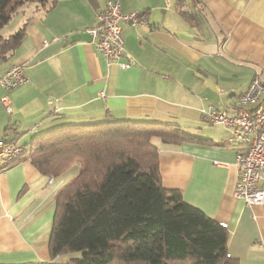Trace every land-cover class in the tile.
<instances>
[{
    "label": "crops",
    "instance_id": "0c3cea01",
    "mask_svg": "<svg viewBox=\"0 0 264 264\" xmlns=\"http://www.w3.org/2000/svg\"><path fill=\"white\" fill-rule=\"evenodd\" d=\"M105 1L27 2L2 27L5 36L25 25L21 43L0 59V74L19 64L26 81L0 86L10 103L7 112L0 100V139L26 143L56 127L110 120L175 124L193 138L151 139L162 186L226 223L229 258L264 264V203L233 195L241 144L224 126L222 133L208 128L200 113L213 106L233 114L251 78H264V0H192L194 14L184 6L182 14L177 0H119L122 11L147 12L145 23H121L126 68L107 65L86 32ZM198 14L213 40L193 30ZM78 168L75 162L48 183L25 155L0 170V263L59 258L48 249L54 201Z\"/></svg>",
    "mask_w": 264,
    "mask_h": 264
},
{
    "label": "trees",
    "instance_id": "16d2710c",
    "mask_svg": "<svg viewBox=\"0 0 264 264\" xmlns=\"http://www.w3.org/2000/svg\"><path fill=\"white\" fill-rule=\"evenodd\" d=\"M27 2L51 8L57 0H0V30ZM184 2L177 0L182 14ZM24 26L0 33V59L21 43ZM153 137L193 138L172 123L127 119L56 127L23 143L20 157L45 176L79 162L56 194L48 249L52 258L80 254L18 264H240L225 255L227 229L162 186Z\"/></svg>",
    "mask_w": 264,
    "mask_h": 264
},
{
    "label": "built area",
    "instance_id": "2783aa9c",
    "mask_svg": "<svg viewBox=\"0 0 264 264\" xmlns=\"http://www.w3.org/2000/svg\"><path fill=\"white\" fill-rule=\"evenodd\" d=\"M95 23L86 28L90 42L103 55L106 64H116L126 68L131 61L124 49L122 22L130 25L145 23V10L122 11L119 0H106L104 6L95 13ZM127 58L120 61V58ZM26 81L21 65L12 64L0 74V86L6 91L16 88ZM2 103L10 111L9 98L2 96ZM250 104L251 108L244 105ZM203 120L207 123L221 124L230 132L231 142L241 144L238 148L234 165L237 169V181L234 197L245 204L264 203V80L253 76L245 89L237 96V107L228 115L213 106L200 109ZM25 151V145L6 142L0 139V170L6 168ZM53 177H48V183ZM221 225L226 227V223ZM229 257V253H225Z\"/></svg>",
    "mask_w": 264,
    "mask_h": 264
},
{
    "label": "rangeland",
    "instance_id": "374dc122",
    "mask_svg": "<svg viewBox=\"0 0 264 264\" xmlns=\"http://www.w3.org/2000/svg\"><path fill=\"white\" fill-rule=\"evenodd\" d=\"M184 9L190 14H194L195 10H194V5L192 3V0H187L186 4L184 5ZM17 18H15L14 20H16ZM197 24L194 25L193 30L197 31V30H201V35H210L211 39L213 40V33L207 28L206 23L203 21V18L198 14L197 15ZM5 29H2V31ZM1 31V32H2ZM208 128H210L212 131H214L215 133H222L223 130V125L221 124H205ZM154 141L158 142V138H154ZM23 140L18 141L17 143L19 144H23ZM80 252H73V253H68V254H63L60 255L59 258L57 259V261H68V259L70 257L73 256H79Z\"/></svg>",
    "mask_w": 264,
    "mask_h": 264
}]
</instances>
